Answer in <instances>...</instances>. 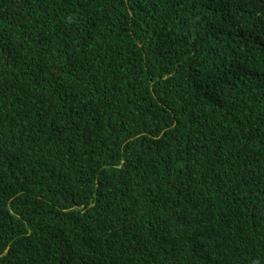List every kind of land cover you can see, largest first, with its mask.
I'll list each match as a JSON object with an SVG mask.
<instances>
[{"label":"trees","instance_id":"1","mask_svg":"<svg viewBox=\"0 0 264 264\" xmlns=\"http://www.w3.org/2000/svg\"><path fill=\"white\" fill-rule=\"evenodd\" d=\"M0 264H264V0H0Z\"/></svg>","mask_w":264,"mask_h":264}]
</instances>
